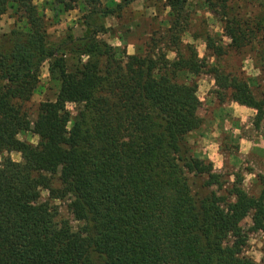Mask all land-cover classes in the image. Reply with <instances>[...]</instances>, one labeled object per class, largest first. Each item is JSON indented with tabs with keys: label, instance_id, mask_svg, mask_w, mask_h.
<instances>
[{
	"label": "trees",
	"instance_id": "1",
	"mask_svg": "<svg viewBox=\"0 0 264 264\" xmlns=\"http://www.w3.org/2000/svg\"><path fill=\"white\" fill-rule=\"evenodd\" d=\"M34 1L0 0V17L23 24L0 35V157H21L0 160V264H256L240 254L247 242L240 225L251 214V230L264 231V179L256 180V196L243 188L239 172L222 186L224 175L197 158L187 138L202 125L201 76L214 80L220 100L264 109V94L257 99L240 70L217 64L226 48L263 45L264 0L244 19L238 0H200L229 40L223 46L208 31L189 33L203 38L204 58L192 44L183 46L189 0H164L170 26L133 55L99 36L108 32L106 18L138 0L113 7L101 0H50L60 13L79 5L83 12L84 33L56 41ZM44 63L58 92L38 105L33 145L17 133ZM260 120L257 115L254 125ZM50 168L60 169L56 186L45 174ZM42 190L50 200L68 201L76 230L68 220L51 221Z\"/></svg>",
	"mask_w": 264,
	"mask_h": 264
},
{
	"label": "rangeland",
	"instance_id": "2",
	"mask_svg": "<svg viewBox=\"0 0 264 264\" xmlns=\"http://www.w3.org/2000/svg\"><path fill=\"white\" fill-rule=\"evenodd\" d=\"M199 1L200 0H189L187 2L185 12L188 18V29L186 28L187 33L181 36L183 46L184 44H192L196 49L198 57L204 58L207 53L203 38L193 40L191 35L201 34L208 31L221 39V44L223 46L228 45L229 40L223 37L221 25L204 7L201 6ZM101 2L103 4L106 3L107 0H101ZM257 2L261 3L262 1L238 0L237 4L238 6H241L239 10L240 17L242 19L247 18L248 11L256 13ZM34 4L43 14H45L48 20L47 31L52 41L59 40L67 35L80 37L84 33L81 19L83 14V12H81V5L73 11L60 13L57 9H53L54 7L50 4V0H35ZM171 21L172 17L170 16V10L166 7V2L164 0H138L123 9L119 17L106 18L104 20V25L108 29V32L100 35L99 38L114 47L121 48L127 55L131 53L134 54L135 49L148 42L151 37L158 40L159 36L167 31ZM13 28H23V24L18 23L16 19L9 14L0 17V35L7 34ZM263 45L251 44L243 47L239 52H235L231 49L227 50L226 48L228 55L217 61V64L224 68L225 71H232L233 68L240 70L244 78L247 80L252 93L259 100L262 99L261 96L264 94V71H260L261 66H264V64L260 62L263 61V59L260 58L261 53L263 52L262 50H264ZM158 49L161 53L166 54L168 60H174V53L166 52L163 45H159ZM206 61L210 64H215V61L208 57H206ZM39 80L38 87L33 94L31 101L27 104V122L17 133L19 140L33 145H36L37 143V137L34 134V130L36 126L35 120L38 105L43 101H53L58 92L57 84L50 80L47 63H44L41 66ZM198 94L199 90L197 88V96ZM67 108L71 114L74 115L75 106L68 105ZM200 110L201 108L199 111ZM255 112L256 116L254 122L257 115H260L261 117V120L257 122L258 124L261 123V121H264V109L260 112L255 110ZM187 142L193 150L197 142L195 134L192 133L187 138ZM4 157H9L14 162H21V157L17 153L4 154L0 157V160ZM250 162L253 163L252 168L249 163H245L242 167L237 169L225 166L220 172L216 169L214 170L224 175L222 186H230L239 172L240 175L244 176L242 182L243 188L256 196L260 189L259 183L256 180L257 178L264 179V160L251 157ZM59 172V168H50L45 172L46 175L53 179L55 186L58 185L57 178ZM39 199L40 201L48 200L50 207L49 218L54 224L60 223L61 220H68L72 228L76 230L78 223L73 220L72 215L67 210V200H50L48 199V192L46 190L41 191ZM251 227V214H248L240 225V230L247 236L246 245L241 250L240 254L248 257L256 264H262L264 262V231H252ZM225 248L229 252L230 244H226Z\"/></svg>",
	"mask_w": 264,
	"mask_h": 264
},
{
	"label": "crops",
	"instance_id": "3",
	"mask_svg": "<svg viewBox=\"0 0 264 264\" xmlns=\"http://www.w3.org/2000/svg\"><path fill=\"white\" fill-rule=\"evenodd\" d=\"M119 1L107 0L103 5L113 7ZM197 84L202 125L193 133L197 137L194 155L211 162L219 172L225 166L237 169L245 163L252 168L251 157L264 160V121L254 125L255 110L220 100L209 76H201Z\"/></svg>",
	"mask_w": 264,
	"mask_h": 264
}]
</instances>
